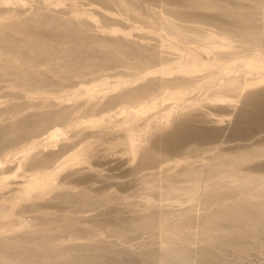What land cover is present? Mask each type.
Returning <instances> with one entry per match:
<instances>
[{
    "label": "rangeland",
    "instance_id": "rangeland-1",
    "mask_svg": "<svg viewBox=\"0 0 264 264\" xmlns=\"http://www.w3.org/2000/svg\"><path fill=\"white\" fill-rule=\"evenodd\" d=\"M185 1L0 0V264H264L263 5Z\"/></svg>",
    "mask_w": 264,
    "mask_h": 264
},
{
    "label": "bare ground",
    "instance_id": "bare-ground-1",
    "mask_svg": "<svg viewBox=\"0 0 264 264\" xmlns=\"http://www.w3.org/2000/svg\"><path fill=\"white\" fill-rule=\"evenodd\" d=\"M243 2H244L243 0H234V2L232 3L231 7L229 8L230 10L229 11L226 10L227 12H230V17H229L228 20H229V23L232 24L233 30L236 33L239 32V33H242L246 38L247 37L248 38H252L251 36L254 35V30H253L254 29V24L250 23L251 19L245 17L244 15H237L236 9L233 8L234 6H238V7L242 6ZM250 2L257 4L258 8H260V5H263V10H264V0H250ZM185 3H187L189 6H191V5L192 6H204V7H207V8L213 7V5H214L213 2H211L210 0H186ZM210 19L213 20L214 22H224L225 21L219 15L210 16ZM262 27L264 29V26H262ZM261 35H262L261 38H264V33L261 34ZM260 43H261V40H260ZM259 99L262 100L263 103L258 105L259 106L258 108H261V107L264 108V93H260ZM261 111H262V109H261ZM22 124L23 123L20 122L16 126L15 130L17 132H20L22 130V128H21ZM8 131L9 130H4L3 134L1 135L3 140L8 138V135H7Z\"/></svg>",
    "mask_w": 264,
    "mask_h": 264
}]
</instances>
